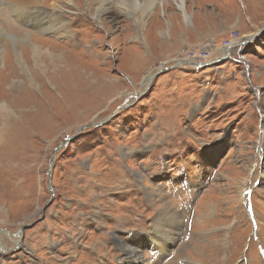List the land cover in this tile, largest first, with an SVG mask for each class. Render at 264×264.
<instances>
[{
    "label": "rangeland",
    "instance_id": "1",
    "mask_svg": "<svg viewBox=\"0 0 264 264\" xmlns=\"http://www.w3.org/2000/svg\"><path fill=\"white\" fill-rule=\"evenodd\" d=\"M106 1L0 0V264H264V0Z\"/></svg>",
    "mask_w": 264,
    "mask_h": 264
},
{
    "label": "bare ground",
    "instance_id": "2",
    "mask_svg": "<svg viewBox=\"0 0 264 264\" xmlns=\"http://www.w3.org/2000/svg\"><path fill=\"white\" fill-rule=\"evenodd\" d=\"M2 1V0H1ZM96 1H100L101 3H103V5L107 2L106 0H96ZM114 1V0H113ZM136 1V2H135ZM139 0H120V2L122 3V4H124L125 6H127L128 8H130L131 9V7H133L135 4L136 5H138L139 4V2H138ZM166 0H148V1H146L144 4H142V7H141V10L139 11V12H137V15H139L138 17V20H137V23H139L140 24V26H141V22H143V19H142V17H143V15H144V13H145V9L144 8H150L152 5H154V4H156V3H160L161 5H163V3L165 2ZM187 1V0H186ZM57 3V6L55 7V8H53V9H47L46 10V12H45V14L44 15H41V14H35L34 13V11H36V10H38V8H35V7H33L32 5H37V6H39V5H41V4H43V3H39V2H37V3H31L30 5H29V3H27V5H25V6H20V4L19 3H15V2H13V4L11 5L10 4V10L14 13V16L17 18V20H23V21H25L26 22V24H28V25H33V26H35L36 28H38L39 30L41 29V30H43V31H53V29L54 28H57V29H61L62 31H65L67 28H68V26H67V23H65V18H64V16L62 15V12H61V10H63L64 9V7H65V4H63V3H61V2H59V1H57L56 2ZM108 3V2H107ZM176 3H177V5H178V7L180 8V10L181 9H183V11H184V20L186 21V22H189L190 21V18H191V16H190V14L186 11V10H184V8H187L186 7V5H185V0H176ZM26 6H30V7H26ZM121 6V5H120ZM1 2H0V11H1ZM103 8V7H102ZM105 8V7H104ZM103 8V9H104ZM165 8V7H164ZM138 9V8H137ZM102 10V9H101ZM107 11V10H106ZM183 11H181V12H183ZM164 14H165V12L164 11H162ZM98 13V12H97ZM133 13H134V11H133ZM103 14H104V12H103ZM100 15H101V13H98V15H95L96 16V18H100ZM132 16H134V14L132 15ZM135 18V17H134ZM141 18V19H140ZM144 18V17H143ZM139 26V27H140ZM158 31H161V33L162 34H165V32L163 31V30H158ZM163 31V32H162ZM0 32H1V29H0ZM22 33V32H21ZM7 35V34H6ZM24 35V34H23ZM18 38V37H17ZM31 38V37H30ZM11 42V41H10ZM32 45H33V43H32ZM94 46V45H93ZM32 47V46H31ZM33 49V48H32ZM37 49H39V46H37V45H35V49L33 50L34 52H37ZM14 55H15V53H14ZM68 65H70V64H66V66L65 67H67L68 69L67 70H72L73 69V71H74V73L71 75V77H69V78H72V79H69L68 78V80H71V82H72V86H70V87H72L73 89L74 88H78L79 90H84V87H82L81 85H79V84H77V82H75L73 79H74V77H75V79L77 78V79H80L81 80V78H82V81H83V79L84 78H86L85 77V72L84 71H80V70H78V69H76V65H78L77 63L76 64H73V63H71V65L70 66H68ZM73 66V67H72ZM78 67H80V65H78ZM66 70V69H65ZM66 72V71H65ZM69 72V71H68ZM67 72V73H68ZM76 73V74H75ZM70 74V73H69ZM73 76V77H72ZM90 76H88L87 78H89ZM86 78V79H87ZM79 80V81H80ZM63 82V81H62ZM71 82H70V84H71ZM4 85H9V81H8V79H7V81L5 80L4 82ZM69 83V82H68ZM60 85V84H59ZM69 86V85H68ZM11 87L9 86V89H10ZM60 88V87H59ZM86 88V87H85ZM70 95V94H69ZM263 127H264V125H263ZM263 131H264V129H263ZM246 166V165H245ZM254 166V165H253ZM249 167V166H248ZM247 170H248V168H247ZM242 185V184H241ZM239 187H241V186H239ZM240 189V188H239ZM169 216V215H168ZM152 233L153 232H151V233H148L149 234V236H150V239H151V235H152ZM134 239H136V238H132V240H134ZM141 241H143V239L141 240ZM150 244H151V242H150ZM152 244H154V243H152ZM119 245L122 247V249L124 250H127V248L128 247H131L130 245H126V244H124L123 242H119ZM155 245V244H154ZM151 246V245H150ZM155 247H156V249H157V252L156 253H158V256H159V254L160 253H162L163 251L162 250H165L164 248V246L161 244V245H159V248H160V250H158V247L155 245ZM154 248V247H153ZM134 249V248H133ZM129 251V250H128ZM133 252V251H132ZM133 255V254H132ZM131 255V256H132ZM139 255L140 254H138V256H136V258H140L139 257ZM135 256V255H134Z\"/></svg>",
    "mask_w": 264,
    "mask_h": 264
},
{
    "label": "water",
    "instance_id": "3",
    "mask_svg": "<svg viewBox=\"0 0 264 264\" xmlns=\"http://www.w3.org/2000/svg\"><path fill=\"white\" fill-rule=\"evenodd\" d=\"M247 41H248V40L244 41L243 43H241V44H239V45H237V46L241 49V47H242L243 45H245V44L247 43ZM86 126H88V125H85V126H83L82 128H84V127H86ZM68 140H69V139H68ZM68 140H67V141H68ZM61 146H62V145H60V146H58L56 149H54L52 155H54V154L58 151V149H59ZM50 172H51V169L49 170V173H50ZM23 230H24V227H21L20 230L18 231V234H17V235H19L20 240H22ZM20 242H21V241H20ZM20 242H18V244H20ZM3 250H4V249H3ZM0 251H2V249H0Z\"/></svg>",
    "mask_w": 264,
    "mask_h": 264
},
{
    "label": "crops",
    "instance_id": "4",
    "mask_svg": "<svg viewBox=\"0 0 264 264\" xmlns=\"http://www.w3.org/2000/svg\"><path fill=\"white\" fill-rule=\"evenodd\" d=\"M246 41V40H245ZM241 43H243L244 41H240ZM240 42L236 43L235 45H233L232 47H230L231 49V52L228 53L227 55L228 56H231L232 55V52L236 53V52H239V49L236 47L237 45L241 44ZM234 49V50H233ZM233 50V51H232ZM214 59V58H213Z\"/></svg>",
    "mask_w": 264,
    "mask_h": 264
},
{
    "label": "built area",
    "instance_id": "5",
    "mask_svg": "<svg viewBox=\"0 0 264 264\" xmlns=\"http://www.w3.org/2000/svg\"><path fill=\"white\" fill-rule=\"evenodd\" d=\"M210 60V59H209ZM209 60H204V61H198V63H201V62H207V61H209ZM196 61V60H195Z\"/></svg>",
    "mask_w": 264,
    "mask_h": 264
}]
</instances>
